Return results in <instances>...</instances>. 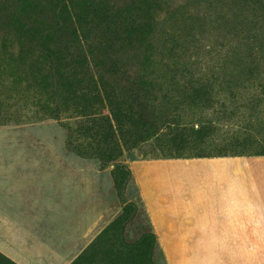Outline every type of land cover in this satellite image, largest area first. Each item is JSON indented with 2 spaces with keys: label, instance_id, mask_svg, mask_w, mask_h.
Instances as JSON below:
<instances>
[{
  "label": "rangeland",
  "instance_id": "374dc122",
  "mask_svg": "<svg viewBox=\"0 0 264 264\" xmlns=\"http://www.w3.org/2000/svg\"><path fill=\"white\" fill-rule=\"evenodd\" d=\"M39 164L97 213L65 264H264V0H0V170Z\"/></svg>",
  "mask_w": 264,
  "mask_h": 264
},
{
  "label": "crops",
  "instance_id": "0c3cea01",
  "mask_svg": "<svg viewBox=\"0 0 264 264\" xmlns=\"http://www.w3.org/2000/svg\"><path fill=\"white\" fill-rule=\"evenodd\" d=\"M205 162L209 170L221 167L220 159ZM68 175L44 164L0 170V252L16 264H65L68 255L56 253L53 243L85 242L93 232L96 210H83L93 201L78 195Z\"/></svg>",
  "mask_w": 264,
  "mask_h": 264
},
{
  "label": "trees",
  "instance_id": "16d2710c",
  "mask_svg": "<svg viewBox=\"0 0 264 264\" xmlns=\"http://www.w3.org/2000/svg\"><path fill=\"white\" fill-rule=\"evenodd\" d=\"M202 130H204V129H202ZM202 130H200V131L197 130L194 133L197 134V136H201ZM198 157H201V156H198ZM151 238H153V240H154L153 234L151 235ZM92 248H94V247L92 246L90 248V250L88 249V251H86L83 255L77 257L71 264H82V262L86 261V259L90 260L93 257V254L90 252ZM102 264H105V263H102Z\"/></svg>",
  "mask_w": 264,
  "mask_h": 264
}]
</instances>
